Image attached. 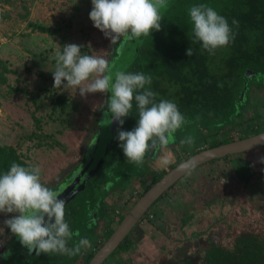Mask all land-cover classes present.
<instances>
[{
	"label": "rangeland",
	"instance_id": "374dc122",
	"mask_svg": "<svg viewBox=\"0 0 264 264\" xmlns=\"http://www.w3.org/2000/svg\"><path fill=\"white\" fill-rule=\"evenodd\" d=\"M91 10L92 0H0V147L6 148L5 155L12 162L25 167L39 166L42 183L53 190H58L86 162L96 136L94 133L105 119L104 115L99 118V112L107 109L104 98L108 94L81 97L76 89H55L52 74L55 53L62 51L66 44L80 45L82 53L99 54L110 61L116 45L94 27L89 15ZM31 23L43 26L47 31L34 29ZM254 85L246 83L243 88L242 97L240 95L237 102L238 107H242V114L234 124L217 134L214 129L188 130L187 134L195 141L192 145L180 144L181 139L188 137L186 133L175 134V143L166 153L170 160L167 167H161L154 157L147 159L143 177L135 178L133 185L126 184L117 199L106 201L105 207L111 217L115 218L126 205L125 214L128 213L144 188L152 184L151 179L168 172L180 157L186 158L192 152L207 148L211 142L225 138L234 141L243 135L249 137L264 131V86L255 88ZM261 157H264V146L206 163L182 178L162 200L153 204L147 212L143 229L141 223L133 228L130 236L134 241L139 240L142 247H135L140 256L137 263L146 254L156 255V261L163 256L176 261L186 254V241L195 243L200 237L189 230L191 223L188 219L201 209L198 202L203 201L199 198L204 195L209 202L217 197L228 208H223L221 213L219 221L223 229L219 231L218 228L216 231L212 229L218 225L214 224L218 221V211L214 215L206 214L212 223L210 231L227 235L224 244L229 243L236 232L237 237L244 230L261 234L264 231V195L255 192L253 201L246 200L244 196H248L246 192L249 190L242 187L243 180L251 173L264 172ZM139 168L136 175L142 174H139ZM258 185L262 186L261 180ZM234 192L238 196L232 200L237 201V213L229 216V199L226 198ZM78 195L74 200L76 205L101 193L92 195L86 187ZM84 214L77 213L76 221L85 220ZM9 218L11 214L0 213L2 261H8L11 255L7 259L3 256L9 250L13 251L12 246L6 249L12 233L4 221ZM205 230L202 233L209 231ZM102 233L98 237H103ZM13 236L17 242L15 246L24 248ZM107 264H134V261L132 257L122 255L117 262L110 259Z\"/></svg>",
	"mask_w": 264,
	"mask_h": 264
},
{
	"label": "clouds",
	"instance_id": "9594fccd",
	"mask_svg": "<svg viewBox=\"0 0 264 264\" xmlns=\"http://www.w3.org/2000/svg\"><path fill=\"white\" fill-rule=\"evenodd\" d=\"M168 7V0H92L89 15L94 27L110 39L112 45H119L122 41L139 40L152 35L153 31L159 32L162 12ZM189 16L193 26L192 43L200 42L209 55H215L232 42V28L227 19L211 6L194 5L189 9ZM61 49L55 53L54 88L76 89L81 97L110 92L111 97L105 102V120L120 125L117 140L127 163L142 167L151 154L156 163L167 167L169 146L175 143V133L186 123L177 104L168 99L157 101L149 75L113 73L108 59L99 54L82 53L80 45L66 44ZM186 54L191 57L195 50L191 47ZM133 101L138 109L137 126L124 131ZM194 142L191 136L180 140L181 145ZM260 163H264V157L260 158ZM60 197L58 190L42 183L39 166L25 167L13 162L8 171L0 174V213L11 214L4 224L27 249L28 255L74 257L81 254L82 249L91 248L87 238H80L69 247V242L80 237V232L70 229L65 219L66 200ZM10 255L11 250L3 258Z\"/></svg>",
	"mask_w": 264,
	"mask_h": 264
},
{
	"label": "trees",
	"instance_id": "16d2710c",
	"mask_svg": "<svg viewBox=\"0 0 264 264\" xmlns=\"http://www.w3.org/2000/svg\"><path fill=\"white\" fill-rule=\"evenodd\" d=\"M199 4L211 6L227 19L232 28V42L227 48L219 49L215 55H209L204 51L200 42L192 43L194 37L189 9ZM233 20L237 23L233 24ZM30 25L41 32L47 31L43 26L33 23ZM118 47L117 44L110 63L117 55ZM191 47L195 50V54L189 57L186 51ZM126 72L151 76L150 87L157 93V101L168 99L177 104L186 123L176 133L188 135V130L195 132L202 128L214 129L216 134L222 132L226 127L234 124L242 114V107L239 108L237 102L243 88H246V83H254L255 88L264 86V0H176L163 16L161 30L153 31L152 35L145 38L137 58ZM107 94L105 101L110 99V94ZM104 110L99 112V118L107 111ZM137 122L138 109L133 101L131 115L125 119L122 130H133ZM99 131L100 125L94 134L97 135ZM246 136L243 135L239 139ZM230 141L231 138H225L219 142H211L207 148ZM177 145L179 146L178 142ZM5 152L6 148L0 147V173L8 171L13 163ZM188 157H180L169 169ZM147 159L153 158H146L145 163ZM117 161L119 163L113 167L112 165ZM145 163L143 168L140 167L141 177L147 170ZM133 167L137 166L127 163L119 147L116 132L100 170L87 184L92 195L101 193L100 196H93L94 204L107 196V183H116V178H120L121 181L128 174L136 175L139 167L135 169ZM129 168L133 170L129 171ZM104 169H109L111 174H107ZM162 176L154 178L152 184L146 186L143 191L146 192ZM14 241L12 234L9 239V245L13 248L11 257L8 261L0 260V264H26L27 259L33 258L24 248L15 246L17 242ZM127 241L125 240L119 248L128 249L131 243ZM94 254L89 256L86 264ZM64 257V255L46 254L41 259L44 260V264H62ZM38 261L37 258L33 264H40ZM205 264H264V234L237 237L227 250L213 251Z\"/></svg>",
	"mask_w": 264,
	"mask_h": 264
},
{
	"label": "flooded vegetation",
	"instance_id": "af4514ba",
	"mask_svg": "<svg viewBox=\"0 0 264 264\" xmlns=\"http://www.w3.org/2000/svg\"><path fill=\"white\" fill-rule=\"evenodd\" d=\"M175 134H177V133H175ZM104 170H106L107 174H111L109 169H104ZM139 170H140L139 173H141L142 172L141 168H139ZM144 170H146V169H143V171ZM140 175L136 176L133 174H128L127 177L125 179H121V181L119 180L120 178H116V181H117L116 183H113V182L107 183L106 184V188L108 190L107 196L103 197L99 202H96V204H94L93 196L92 197L90 196V198H86V200L82 201V203L76 205L74 203V200L79 195H77L69 204H67L65 219L68 222L70 229L74 233L76 231L80 232V237H74L73 240L69 242V247L73 246V244L75 242H77L78 239L87 238L91 242V248H89L87 250L82 249L81 254L74 256V257L65 256L63 258L65 260L63 262H61L62 264H66V262H68V264H86V260L89 258V256L94 254V252H96L101 247V244H103V241H104V243L107 241V239L110 237V235L114 232V230L118 226V224L120 222L119 220H122L124 218V216L127 214V213L125 214V212L127 210L125 207L127 205L122 209V211L118 212L115 215V218H113V217H111L109 210H107L105 207L106 201H108L110 199H112V200L117 199L118 196L120 195V192H122L125 189L126 184L133 185V183L135 182V178L141 179ZM258 176H260L262 179H260V178L258 179ZM263 178H264V172H259L258 174L251 173L248 177H246L243 180L242 187L246 188V191L249 190V192H246V194H248V196L245 195L244 199H246V200L249 199V200L253 201V199H254L253 197H254L255 192H260L262 195H264V179ZM153 179H154V177L151 179V181ZM260 180L262 182V186L258 185ZM165 196L166 195H164L163 197H165ZM236 197H238V196H236V194L234 192V193H231L228 198H226V199H229L228 200L229 209H230V212L228 213L229 216H232L233 213L234 214L237 213L236 212L237 211V208H236L237 201L236 200L232 201L233 199H236ZM215 198L216 199L212 202H209L208 200L206 201L205 195L203 197L201 196L199 198L200 200L201 199L203 200L201 202H198V206L202 205L201 209H199L196 214L193 212L195 214L194 216H190V218L188 220L191 224L188 226V228H189V230H191L193 235H199L200 237L198 239H196L195 243H191L189 241H186L185 251H187V252L182 257L178 258L176 261H172V259H170L169 256H163L162 259H158L156 261V258H157L156 255H147L146 254V255H144V257H141L142 261H140V263H137V260L140 259V256H138V254H137V252L139 250L136 251L135 247L139 246V249H142V247L140 245V241L139 240L134 241L132 239V237L130 236V234L134 231V229L138 226L139 223H141V226L144 225V223L146 222V216L148 214L147 212L150 211L152 206L145 213V215L139 221L137 226H135V228L131 231L129 236L125 239L131 243L130 247L128 249H126L125 247H121V248L118 247L111 254V256L109 258L112 261L117 262L119 259V256L127 255L128 257H132L134 264H179L181 262L188 263V264H205L206 261H208V258L210 257V255L213 251L218 252V251H222L223 249L227 250L230 247V245L237 239V232H236L233 234V236H235V237L230 239L229 243L224 244L223 240L227 236V235H225V233H220V232L215 233L213 231H210L212 229L214 231H216L215 228H218V231L221 228L223 229V227L221 226V221H219V220H221V213H223V208L228 209L226 206H223L220 199H217V197H215ZM133 199L134 198H132L131 200H133ZM160 200H162V198ZM160 200H158V201H160ZM126 202H128V200ZM135 203H136V201H134V204ZM217 211H218V213H217ZM189 212L190 211H188L187 213H189ZM77 213H79V214L85 213L84 217H86V219L81 220V221L80 220L76 221L75 217H76ZM210 213H212L213 215L217 213V215H218V217H217L218 221H215V223H214V224L218 223V225H217V227H215V225H214L212 229L209 228L212 223L211 224L209 223V219L206 215V214H210ZM71 215H72V217H71ZM195 216H197V217H195ZM104 227H107V228L105 230H103ZM205 228H206V230L209 229L210 232L208 231L206 234H204L205 232L202 233ZM142 229H143V226H142L141 230ZM99 233H102L103 237H98ZM259 233H254V231H250V230H244L243 232H241V234L239 236L252 235V234L253 235L254 234L259 235ZM229 234H230V232L228 233V235ZM261 234H264V231H262ZM11 237H12V235L10 236V238ZM146 242H144V243H146ZM9 246H11V245L8 244L6 249ZM191 246H193V247H191ZM188 249L190 250L189 252H188ZM25 251H26V253H28L27 249H25ZM135 254H136V256H135ZM45 255L46 254H43V253L40 256H34L32 254L30 256L33 258L27 259L26 264L35 263L37 261V258H38V260H39L38 262L40 264H44L45 262L41 258H43ZM114 255H115V257L113 258ZM109 258L105 261L106 264L109 262V260H110Z\"/></svg>",
	"mask_w": 264,
	"mask_h": 264
},
{
	"label": "water",
	"instance_id": "95a60500",
	"mask_svg": "<svg viewBox=\"0 0 264 264\" xmlns=\"http://www.w3.org/2000/svg\"><path fill=\"white\" fill-rule=\"evenodd\" d=\"M175 1L176 0H168L169 7L162 12V16H164L173 6ZM145 38L146 37H141L139 40L122 41L121 44H119L117 55L113 61H111L113 73L115 71H126L132 65L139 54V50L142 47ZM251 75L252 73L250 76ZM109 94L111 97L110 92ZM118 127V123L110 124V121L105 119L100 124V131L95 136L88 159L72 178L68 179L58 188L61 196L60 198L66 200V205L79 193L83 192L89 181L98 173L107 157L111 142ZM263 146L264 131L249 137L223 143L215 147L201 149L190 155L187 159L179 162L139 197L107 241L97 250L88 264H104L111 254L125 241L149 208L191 171L206 163L221 160L228 156L247 153ZM149 157L153 158L151 157V154H149ZM179 264L188 263L181 262Z\"/></svg>",
	"mask_w": 264,
	"mask_h": 264
},
{
	"label": "built area",
	"instance_id": "2783aa9c",
	"mask_svg": "<svg viewBox=\"0 0 264 264\" xmlns=\"http://www.w3.org/2000/svg\"><path fill=\"white\" fill-rule=\"evenodd\" d=\"M118 213V212H117Z\"/></svg>",
	"mask_w": 264,
	"mask_h": 264
}]
</instances>
